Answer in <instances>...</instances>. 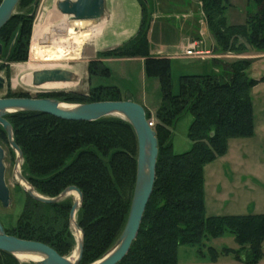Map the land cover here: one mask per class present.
I'll return each instance as SVG.
<instances>
[{
    "label": "trees",
    "instance_id": "16d2710c",
    "mask_svg": "<svg viewBox=\"0 0 264 264\" xmlns=\"http://www.w3.org/2000/svg\"><path fill=\"white\" fill-rule=\"evenodd\" d=\"M34 1L20 0L15 9L18 13L0 29L1 59L26 60ZM196 1L221 51L242 53L249 46L264 52V0H249L256 9L241 25L227 23L228 0ZM138 2L141 23L136 36L120 47L98 53L101 59L144 58L145 76L156 79L160 88L152 127L158 145L153 191L136 239L118 264H178L180 246L196 248L197 256L210 263L231 256L240 264H258L263 257L264 214L206 216L204 167L226 154L230 139L253 135L250 91L264 78L250 79L246 71L251 62L243 59L223 65L219 74L181 75L174 91L170 60L150 55L148 0ZM22 7H29V12H22ZM45 31L43 38H57V32ZM109 76L110 70L101 62L88 65L89 81ZM125 97L123 100L128 99ZM44 98L79 104L122 100L120 89L113 85L90 86L86 97L54 94ZM145 113L149 120V112ZM186 114L192 117L186 134L191 146L183 153H175L172 130ZM5 118L22 154V175L37 194L52 199L69 187L81 192L82 202L75 215L83 236L79 264L98 261L114 246L128 216L137 155L132 126L119 118L66 121L23 111ZM0 137L8 144L1 126ZM25 195L14 227H5L0 220L5 233L46 244L60 256L68 255L75 245L69 222L72 198L44 204L26 192ZM226 235L233 237L236 249L208 247L203 252L204 241ZM0 255L11 260L6 264H19L10 254L0 251Z\"/></svg>",
    "mask_w": 264,
    "mask_h": 264
},
{
    "label": "rangeland",
    "instance_id": "374dc122",
    "mask_svg": "<svg viewBox=\"0 0 264 264\" xmlns=\"http://www.w3.org/2000/svg\"><path fill=\"white\" fill-rule=\"evenodd\" d=\"M60 0H37L34 9L33 18L31 21L30 37L27 47V57L25 61L7 62L6 59L0 57V76L4 78L5 83L3 89L0 91V99L3 98H44L54 94H68L86 97L90 86L98 85H112L117 84L121 90H129L133 96H139L142 89V80L138 71V65L133 64L128 66L116 65L112 70L128 69L127 78L121 75H113V77H95L88 78V65L91 62H101L102 59L94 56L91 60L88 57V49L91 47V37L86 40L80 48L78 57L67 61H35L31 55V46L34 42L55 41L61 39L66 33L64 31H55L57 38H43L47 34L45 25L50 17L55 13L58 17L62 16L57 10V3ZM149 1V0H148ZM177 0H171V3ZM230 7L226 11V21L230 25L244 24L247 15L255 12V5L249 0H228ZM179 0L177 1L178 4ZM149 3V2H148ZM181 4V2H179ZM165 6V5H164ZM22 12H29V7L20 8ZM187 11V7L185 8ZM176 11V10H174ZM149 12V11H148ZM178 13H171V15L163 16V23L167 26H172L173 23H179L182 19ZM185 12V10L183 11ZM14 13H18L17 10ZM167 17V18H166ZM157 18V17H156ZM154 19L156 24L157 19ZM203 24L200 26L197 21L196 33L204 32L203 40L207 50L216 56L213 59H205L200 61H211L214 69L212 73L219 74L223 70V65L233 63L238 60H249L251 62L246 73L250 79L260 80L264 78V52L256 51L251 47L242 53H233L230 51L223 52L218 47L214 37L207 29L206 21L202 12ZM151 17L148 14V28L151 24ZM170 23H169V22ZM182 22V21H181ZM71 23H69V26ZM77 31L88 30L92 31V27H75ZM72 29V28H71ZM208 31V32H207ZM84 32V31H81ZM43 36V37H42ZM67 37V36H66ZM242 42V41H241ZM1 45V44H0ZM12 45V43H11ZM10 45V47H11ZM2 46V45H1ZM10 50V49H9ZM103 52V51H102ZM181 53L179 48L168 50V53ZM137 58V57H135ZM119 59V58H111ZM129 59V58H128ZM104 60V59H103ZM193 60H182L179 64H188ZM178 63V62H176ZM174 63L171 68V80L173 90L175 91L178 85V77L182 72L180 65ZM105 67L106 63H102ZM114 68V69H113ZM60 69L67 70L77 75V82H62L59 84H43L34 87L31 84V75L35 71ZM216 70V71H215ZM117 71V72H118ZM136 89V91H135ZM120 90L121 101L125 96H130L128 93L124 94ZM150 92V93H149ZM154 92L148 91L149 101L152 105L156 104L157 98ZM126 98V97H125ZM129 98V97H127ZM250 98L253 108L254 116V133L249 138L230 139L226 154L214 162L204 167V201L206 216H228V215H257L264 214V81H260L250 91ZM57 100V99H56ZM130 100V99H127ZM59 101V100H58ZM61 104L72 107L80 105L73 101H59ZM86 104V103H85ZM157 110V109H156ZM156 110L148 111L150 115L149 121L156 123ZM108 118H120V116H108ZM192 121L190 114L184 115L175 125L172 130V144L175 153H183L189 150L191 142L188 140L186 134L188 127ZM0 146L4 150L3 165L5 167V183L10 193V204L7 208H3L0 204V220L5 227L12 228L16 224L20 214L22 213L24 202L26 200L25 190L19 184L16 172L22 175V162H18L19 167H15L16 153L4 142L0 137ZM18 169V170H17ZM23 176V175H22ZM71 197L72 196H67ZM74 202V200H73ZM76 215V214H75ZM75 218V217H74ZM71 227H74L71 224ZM73 234V233H72ZM74 235V234H73ZM74 237V236H73ZM75 240V237H74ZM203 252L206 253L208 247L220 250L223 247L236 249L233 237L226 235L217 239H210L203 242ZM77 242L72 251L65 257H70L71 253L76 250ZM196 248L188 246H180L178 248V264H240L233 260L231 256L221 257L215 263H210L206 260L200 259L197 256ZM263 257L258 264H264V243L262 244ZM11 263L8 257L0 255V264ZM19 262V261H18ZM30 260H22L19 264H31Z\"/></svg>",
    "mask_w": 264,
    "mask_h": 264
},
{
    "label": "water",
    "instance_id": "95a60500",
    "mask_svg": "<svg viewBox=\"0 0 264 264\" xmlns=\"http://www.w3.org/2000/svg\"><path fill=\"white\" fill-rule=\"evenodd\" d=\"M20 0H2L0 3V29L11 19ZM37 0L34 1L36 5ZM58 12L67 18L68 23L79 22L82 27H92L98 24L105 16L104 0H60L57 3ZM66 33L67 27L60 26ZM2 46L0 45V55ZM76 74L60 69L35 71L31 75V84L34 87L46 83L77 82ZM5 80L0 76V91ZM58 100L49 98H3L0 99V126L6 133L7 142L17 154L15 167L22 160V154L12 137V127L6 116L23 111L51 115L66 121L92 122L103 117L120 116L133 128L137 140L136 177L128 216L124 228L114 246L98 261L92 264H118L128 253L132 242L136 239L143 214L153 191L155 170L158 156V145L155 131L148 125L145 108L131 100L102 101L72 106L62 109ZM3 150L0 148V204L7 208L10 204V193L5 183ZM18 179L28 185L25 192L35 201L44 204H55L70 193L78 196L69 213V222L81 233L77 241V257L71 261L70 257L60 256L53 248L46 244L16 238L7 235L0 223V251L16 255H32L40 257L36 264H79L83 251L82 232L75 222V214L82 202V194L76 187L65 189L55 198H45L37 194L21 174ZM16 258V257H15Z\"/></svg>",
    "mask_w": 264,
    "mask_h": 264
},
{
    "label": "crops",
    "instance_id": "0c3cea01",
    "mask_svg": "<svg viewBox=\"0 0 264 264\" xmlns=\"http://www.w3.org/2000/svg\"><path fill=\"white\" fill-rule=\"evenodd\" d=\"M177 1H175L174 4L171 3V0L148 1V13L152 18L147 34L150 44V55L154 58L169 59L171 68L174 63L178 62L176 64L180 65L182 68L180 76L212 73L214 67L210 60L200 61L184 56L185 49L188 47L189 43L193 41H200L202 47L206 49L203 40L205 34L201 30L199 34H197L195 27L197 21H199L200 26L203 24L201 6L196 0H179L181 4L179 2L177 4ZM186 7L188 8L187 11L185 9ZM104 8V18L98 21L97 25L92 26V31H86L89 34V38L91 37V47L87 52L90 60L94 56L96 57L97 53L122 46L136 36L140 27L141 7L138 0H104ZM178 10H180L179 14L182 22H175L171 24L172 26L165 25L168 23H163V16L168 17L171 13H178ZM184 10L185 12H183ZM155 18L157 22L153 25L155 23ZM173 48H179L181 53H168V50H172ZM182 60L193 61L188 64H179V61ZM101 61L102 63H106L107 68L110 70L109 78L113 77L114 74L127 78L128 69L114 72L112 67L116 65H138L140 79L143 82L139 96H133V93L129 90H121L117 84L112 85L118 87L124 94L128 93L130 95L127 96L129 97L128 99L143 106L146 111L154 112L158 108L160 103L159 83L156 79L147 78L145 76L144 58H107ZM148 91L154 92L153 94H155L158 99L156 104L152 105L150 103Z\"/></svg>",
    "mask_w": 264,
    "mask_h": 264
},
{
    "label": "bare ground",
    "instance_id": "6f19581e",
    "mask_svg": "<svg viewBox=\"0 0 264 264\" xmlns=\"http://www.w3.org/2000/svg\"><path fill=\"white\" fill-rule=\"evenodd\" d=\"M61 25H64V27L65 26L67 27V30H66L67 37L64 35L61 39L56 40V42L55 41H43V42L32 43L31 55H32L33 60L37 62L39 61L47 62L51 60L52 61L53 60L67 61V60L76 59L78 57L80 48L83 46L86 40L89 39V34L85 32V30H81L84 32L77 31L75 27H82L81 23L75 22V23H71V25L69 26V23L67 22L66 17H58L55 13L50 17V19L45 25V28L48 30H53V31H64L63 28L60 27ZM49 84H59V83H46V85H49ZM60 107L62 109L70 108L65 105H62ZM18 167L19 165L17 166V168ZM18 172L19 171H17L15 174L17 179H18V174H19ZM18 182L24 188V190L28 189V185L22 182L20 179H18ZM70 194H75V193H70ZM75 201H78V196ZM71 230H72V233L76 231L78 238L77 239L75 238V240L76 242L79 241L81 239L80 231L75 229L74 227H71ZM15 257L19 262H21L22 260H30V262L35 263L40 260V257L32 256V255H16ZM76 257H77V253H76V250H74V252L71 253L70 255V260L73 261L76 259Z\"/></svg>",
    "mask_w": 264,
    "mask_h": 264
},
{
    "label": "built area",
    "instance_id": "2783aa9c",
    "mask_svg": "<svg viewBox=\"0 0 264 264\" xmlns=\"http://www.w3.org/2000/svg\"><path fill=\"white\" fill-rule=\"evenodd\" d=\"M184 56L195 60L213 59L216 57L211 53L210 50L204 49L200 41H193L189 43L188 47L184 51ZM148 125L153 127V123L149 120Z\"/></svg>",
    "mask_w": 264,
    "mask_h": 264
},
{
    "label": "flooded vegetation",
    "instance_id": "af4514ba",
    "mask_svg": "<svg viewBox=\"0 0 264 264\" xmlns=\"http://www.w3.org/2000/svg\"><path fill=\"white\" fill-rule=\"evenodd\" d=\"M8 145H9V143H8ZM10 146V145H9ZM0 148L3 150V148L0 146ZM3 159H4V150H3ZM2 162H3V160H2ZM5 168V167H4ZM4 176H5V170H4ZM70 196H72L73 197V200L75 201L76 199H77V195L76 194H70ZM75 233V234H74ZM73 234H74V237L77 239L78 238V235L76 234V231L75 232H73ZM75 235H77V236H75ZM74 252V251H73ZM72 252V253H73Z\"/></svg>",
    "mask_w": 264,
    "mask_h": 264
}]
</instances>
